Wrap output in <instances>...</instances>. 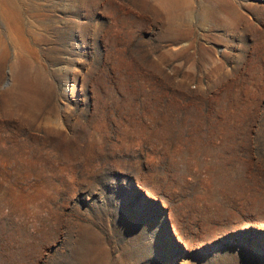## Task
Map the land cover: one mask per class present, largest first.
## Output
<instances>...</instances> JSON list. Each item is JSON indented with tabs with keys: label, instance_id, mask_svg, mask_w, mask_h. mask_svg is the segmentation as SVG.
Returning a JSON list of instances; mask_svg holds the SVG:
<instances>
[{
	"label": "rangeland",
	"instance_id": "374dc122",
	"mask_svg": "<svg viewBox=\"0 0 264 264\" xmlns=\"http://www.w3.org/2000/svg\"><path fill=\"white\" fill-rule=\"evenodd\" d=\"M26 1L0 5V264L81 236L107 264H264V0Z\"/></svg>",
	"mask_w": 264,
	"mask_h": 264
},
{
	"label": "bare ground",
	"instance_id": "6f19581e",
	"mask_svg": "<svg viewBox=\"0 0 264 264\" xmlns=\"http://www.w3.org/2000/svg\"><path fill=\"white\" fill-rule=\"evenodd\" d=\"M158 1L161 5H166L169 8H173L178 3L177 0H158ZM221 3L222 2H220V4ZM0 5L3 6L2 14L4 17V16H7L8 14H15V13L23 14V11L25 10L24 7L29 5V4H28V1H26V0H0ZM214 6L215 5L212 6L211 4L204 6L205 19L211 20L212 23L216 22L218 20V17H217L218 8H215ZM216 6H219V5L216 4ZM220 6H222V5H220ZM229 6H231V5H229ZM237 7H239V6H237ZM223 8L225 9V7H223ZM219 9H221V8H219ZM228 9H230V8H228ZM232 9H234V8H231V10ZM232 12H234V11H232ZM23 28L25 31L26 28L24 26H23ZM10 40L11 41L14 40L12 36H11ZM2 44H4V41L2 42ZM253 139L254 138L252 137V140ZM57 250H59V249H57ZM59 253L63 256L62 264H107V259L105 260L104 258H101V256H99V253L95 249V245H94L93 241L87 236H85V237L81 236L79 239L76 240L75 245L73 246V248L70 249L69 256L67 255V252H59ZM68 257L69 258L73 257L74 262L73 263L71 262L72 259L69 260V262H68Z\"/></svg>",
	"mask_w": 264,
	"mask_h": 264
},
{
	"label": "water",
	"instance_id": "95a60500",
	"mask_svg": "<svg viewBox=\"0 0 264 264\" xmlns=\"http://www.w3.org/2000/svg\"><path fill=\"white\" fill-rule=\"evenodd\" d=\"M167 220H168V218H167ZM168 223H169V221H168ZM169 226H170V223H169ZM170 229H171V226H170ZM171 232H172V230H171Z\"/></svg>",
	"mask_w": 264,
	"mask_h": 264
}]
</instances>
